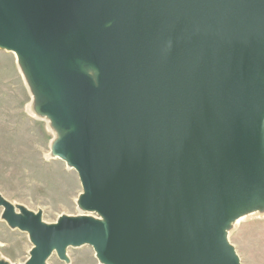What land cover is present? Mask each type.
I'll return each mask as SVG.
<instances>
[{
    "label": "water",
    "instance_id": "1",
    "mask_svg": "<svg viewBox=\"0 0 264 264\" xmlns=\"http://www.w3.org/2000/svg\"><path fill=\"white\" fill-rule=\"evenodd\" d=\"M51 157L80 214L47 223L0 194L21 264H242L230 233L264 215V0H0ZM0 264H12L0 254Z\"/></svg>",
    "mask_w": 264,
    "mask_h": 264
},
{
    "label": "rangeland",
    "instance_id": "2",
    "mask_svg": "<svg viewBox=\"0 0 264 264\" xmlns=\"http://www.w3.org/2000/svg\"><path fill=\"white\" fill-rule=\"evenodd\" d=\"M32 95L12 52L0 49V194L14 204L43 212L47 223L63 214L78 215L79 176L64 161L51 157L54 133L31 111ZM0 208V254L24 263L32 247L29 236L11 229ZM242 264H264V215L246 217L230 233ZM70 263L53 254L49 264H100L90 246L69 248Z\"/></svg>",
    "mask_w": 264,
    "mask_h": 264
},
{
    "label": "bare ground",
    "instance_id": "3",
    "mask_svg": "<svg viewBox=\"0 0 264 264\" xmlns=\"http://www.w3.org/2000/svg\"><path fill=\"white\" fill-rule=\"evenodd\" d=\"M22 74V73H21ZM23 76V75H22ZM31 108H32V104H31ZM31 111H32V109H31ZM246 218V217H245ZM245 218H242L241 220H239L236 224H235V226H234V228L233 229H235L238 225H239V223H241V221L242 220H244Z\"/></svg>",
    "mask_w": 264,
    "mask_h": 264
}]
</instances>
